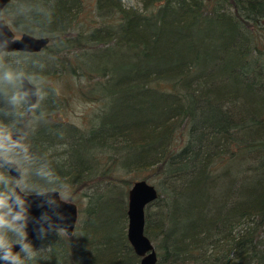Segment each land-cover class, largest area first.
Segmentation results:
<instances>
[{
    "label": "trees",
    "instance_id": "trees-1",
    "mask_svg": "<svg viewBox=\"0 0 264 264\" xmlns=\"http://www.w3.org/2000/svg\"><path fill=\"white\" fill-rule=\"evenodd\" d=\"M140 5L11 0L0 13L14 34L49 43L39 53L1 54L2 157L26 172L23 188L66 191L67 202L84 203L71 237L53 230L31 240L39 251L32 264H138L125 230L131 174L158 194L144 211L156 264H264V0ZM96 53L112 56L111 66L87 64ZM20 75L82 79L79 96L106 102L87 128L50 127L65 160L45 169L39 187L28 172L38 154L47 160L33 153L41 132L27 148L9 139L31 118ZM40 93L61 103L50 88ZM104 99L119 103L112 109ZM0 174L16 185L1 166Z\"/></svg>",
    "mask_w": 264,
    "mask_h": 264
},
{
    "label": "water",
    "instance_id": "water-1",
    "mask_svg": "<svg viewBox=\"0 0 264 264\" xmlns=\"http://www.w3.org/2000/svg\"><path fill=\"white\" fill-rule=\"evenodd\" d=\"M209 2L212 0H204ZM11 0H0V13L9 5ZM46 37L39 38L30 36L26 33L16 37V34L10 30L7 23L0 18V57L1 54L39 53L48 45ZM20 96L24 102V109L27 115H30L37 101V88L30 84L28 79L19 76ZM9 139L13 144H20L21 137L18 133L9 135ZM0 166L16 183L21 179V169L12 161L4 159L0 156ZM55 191V192H53ZM53 192V193H51ZM50 193L46 196H38L29 194L25 199L29 203L30 220L26 228L28 240L31 241L34 237L39 235V228L41 217L47 214L51 218V223H44V227L49 231L60 230L66 237H71L75 231L77 223L78 209L76 205L67 202L61 197L57 190L44 191ZM126 200V238L134 255L139 259L138 264H156L157 258L149 239L144 236V211L157 199V192L155 188L142 180L133 183L127 191ZM51 197L55 201L54 205L46 203V199ZM14 251H19L20 246H14ZM0 264L4 261L0 260Z\"/></svg>",
    "mask_w": 264,
    "mask_h": 264
},
{
    "label": "rangeland",
    "instance_id": "rangeland-1",
    "mask_svg": "<svg viewBox=\"0 0 264 264\" xmlns=\"http://www.w3.org/2000/svg\"><path fill=\"white\" fill-rule=\"evenodd\" d=\"M122 7L127 9H141L140 0H121ZM89 7V6H88ZM82 26V24L80 25ZM16 37L18 35L16 34ZM88 51L90 54H93V47L89 48ZM98 50V49H95ZM85 55H89V53ZM96 59H85L86 63L89 64L91 62L95 68H99L100 64L105 65V63H108L109 66L113 63L112 60L114 58L108 57L107 59H100L98 60V57H100V53H96L95 55ZM84 60V58L82 57ZM105 60V63L102 62ZM30 84L37 88V101L33 108V111L29 115L31 118L27 119L25 122L22 123L21 129L18 132L21 139L23 138V143H26L25 148L29 146L28 140L32 137L34 134V131L38 128V130L41 132L38 136L34 135L37 139V141H34L35 145V151L33 153H36V150L40 153H44V156L47 160L40 157L38 154V158H34L32 162L30 163V170L28 172V176L32 177L33 183L36 184V186H40V182L42 180H45L47 177L44 175V171L46 168H50L52 166L53 168L56 167V164L58 165L59 162L62 164L65 160V147L60 145L57 146L56 143L62 139L60 132L55 131L54 129H51L50 127L55 126L56 124H61V126L64 127H70L74 126L77 129L81 128H87L90 125L95 124L94 121V115L99 111L100 107L106 108V102L97 103V102H89L83 99L79 94L77 93V89L85 87L87 85L86 81H83L82 79L78 78H72L68 77V79H64L63 77H57V78H47L46 80H35L32 81L28 79ZM54 91V94L58 97L61 103L56 107L54 104H50L48 98H42V95L40 93V90L45 91L43 94L44 97H46L49 88ZM20 94V93H19ZM43 101V102H42ZM104 101H108L104 99ZM109 107L112 109L118 105L119 101L118 99H115L113 101H108ZM54 107L57 110L52 111L49 108ZM24 109V107L22 108ZM40 125V126H38ZM63 131V130H62ZM63 133H66V131H63ZM33 136V137H34ZM32 139V138H31ZM43 142L38 146L39 141ZM38 142V143H37ZM33 143V144H34ZM38 147V148H37ZM50 147V149H49ZM47 149V150H45ZM42 153V155H43ZM36 156V155H35ZM49 159V161H48ZM58 160V161H57ZM16 166H19L18 164L14 163ZM20 167V166H19ZM51 171L48 173L50 175ZM26 172L22 170L21 172V179L15 183L16 185L19 184L21 188H23V184L26 182ZM142 178L141 174H131L128 175L125 179L130 180L131 182H137ZM150 184H152L150 181H148ZM13 185L12 187H14ZM97 192H103V189H96ZM92 190V192H95ZM215 196L219 193V191L214 189ZM59 197L61 199L67 201L68 193L66 191L59 193ZM78 200V199H77ZM76 200V201H77ZM126 198L123 199L124 203H126ZM79 205L76 204L78 209L83 208V201H79ZM82 204V205H81ZM82 207V208H81ZM153 207H150L148 210L150 213L153 212ZM126 227V224H125ZM127 228V227H126ZM125 228V230H126ZM153 247V246H152ZM80 264L81 260H78Z\"/></svg>",
    "mask_w": 264,
    "mask_h": 264
},
{
    "label": "clouds",
    "instance_id": "clouds-1",
    "mask_svg": "<svg viewBox=\"0 0 264 264\" xmlns=\"http://www.w3.org/2000/svg\"><path fill=\"white\" fill-rule=\"evenodd\" d=\"M5 147L0 136V156L3 155ZM29 194L46 196L50 193L34 192L26 187L21 188L19 184L12 187L8 177L0 174V260L4 264H32L37 258L39 251L28 240L26 231L30 214L29 203L25 197ZM46 203L54 205L55 201L48 197ZM44 223H51L47 214L41 217L38 230L41 236L49 231ZM16 245L20 246L19 251L13 250Z\"/></svg>",
    "mask_w": 264,
    "mask_h": 264
},
{
    "label": "bare ground",
    "instance_id": "bare-ground-1",
    "mask_svg": "<svg viewBox=\"0 0 264 264\" xmlns=\"http://www.w3.org/2000/svg\"><path fill=\"white\" fill-rule=\"evenodd\" d=\"M58 161V160H57ZM15 162V161H14Z\"/></svg>",
    "mask_w": 264,
    "mask_h": 264
},
{
    "label": "flooded vegetation",
    "instance_id": "flooded-vegetation-1",
    "mask_svg": "<svg viewBox=\"0 0 264 264\" xmlns=\"http://www.w3.org/2000/svg\"><path fill=\"white\" fill-rule=\"evenodd\" d=\"M13 134V133H12ZM5 159V158H4Z\"/></svg>",
    "mask_w": 264,
    "mask_h": 264
}]
</instances>
